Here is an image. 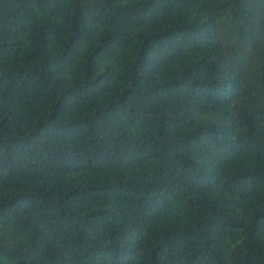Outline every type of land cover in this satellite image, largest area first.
<instances>
[{"label":"trees","instance_id":"obj_1","mask_svg":"<svg viewBox=\"0 0 264 264\" xmlns=\"http://www.w3.org/2000/svg\"><path fill=\"white\" fill-rule=\"evenodd\" d=\"M0 264H264V0H0Z\"/></svg>","mask_w":264,"mask_h":264}]
</instances>
